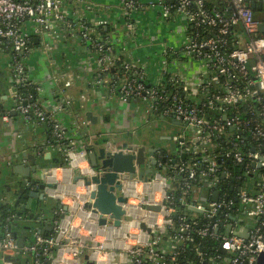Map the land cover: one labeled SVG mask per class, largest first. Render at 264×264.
Wrapping results in <instances>:
<instances>
[{"label":"built area","instance_id":"obj_1","mask_svg":"<svg viewBox=\"0 0 264 264\" xmlns=\"http://www.w3.org/2000/svg\"><path fill=\"white\" fill-rule=\"evenodd\" d=\"M217 1L218 7L211 8L205 0L146 1L172 24L180 16L187 33L179 50L164 48L152 61L122 52L127 36L134 35V14L142 6L138 0H119L125 33L116 37L106 35V20L91 24L77 19L79 0H0V49L11 54L13 111L26 124L49 125L51 134L34 153L42 162L27 165L35 171L21 177L19 188L39 192L43 184L47 200L64 206L52 208L50 217L39 205L33 218L28 211L18 215V207L8 210L0 225L2 264H13L8 257L17 256H29L30 264H179L192 236L214 240L215 252L194 243L183 264H256L264 250V32L259 31L264 21L254 16L251 3L260 2V10L264 0ZM69 36L84 42L94 58L89 86L124 102L138 98L146 104L148 119L174 120L191 134L173 135L178 159L159 160L160 173L150 180L122 181L127 213L119 226L99 224V213L86 207L93 188L86 181L97 170L88 159L92 136L75 137L86 123L71 118L74 80L57 70L56 55H48L49 71L42 79L31 75L36 37L47 54ZM179 58L201 63L194 85L174 70ZM46 85L48 104L42 102ZM0 115L4 122L11 119L10 111ZM216 139L225 145L220 159L209 155ZM46 153L60 155L65 163L48 162ZM182 154L194 158L185 161ZM224 159L239 167L238 172L224 167ZM142 183L159 189L145 197L137 191ZM17 191L10 195L3 189L0 204L12 206ZM31 221L34 226L23 237L18 225ZM43 225L51 231L43 234Z\"/></svg>","mask_w":264,"mask_h":264},{"label":"crops","instance_id":"obj_2","mask_svg":"<svg viewBox=\"0 0 264 264\" xmlns=\"http://www.w3.org/2000/svg\"><path fill=\"white\" fill-rule=\"evenodd\" d=\"M138 1L142 3V6L134 14V35H132V37L127 36L126 41L122 44V52L126 54L129 50L134 58L136 57L140 60H144V58L146 59L148 56V58L153 61L159 59V55L156 52L159 53L164 48L179 50L187 40L183 19L177 15L175 17V22L172 24L163 19L157 6L152 8L148 7L146 4L148 0ZM76 7L77 19L81 17L83 21L91 24H95L99 20H106L108 23V26L104 28L106 35L115 37L117 35H124L125 30L124 27H122L123 20L122 12L119 8V0H79V2H76ZM41 44L42 42L40 39L36 37L34 45L37 46L36 48L38 50H34L30 55V64L32 66L30 67L31 75H35L37 78L42 79L45 76V72L49 71L46 62L48 55H56L59 62L57 64V70L67 72V76L70 75L75 84V98L71 106V118L79 122H84L85 113L91 111L98 120L97 126L87 128L85 125L81 128V135L78 134L75 135V137L78 139H86L85 137H87V135L93 136L96 134L95 132H98L101 126H104L102 122L109 121L105 118L111 116L110 114L106 117V112L103 110L104 107H100L97 104L111 103L118 97L112 96L106 91L102 92L101 89H94L89 86L88 81L90 80V76L88 72L90 68L94 67L95 63L93 56L80 39L69 36L59 48L47 54L39 47ZM148 52H151V54L149 55ZM10 59L9 51L0 49V106L4 112L10 111L12 116L8 122H4L0 115V192L3 189L7 190L8 187L13 190L19 189L18 184H14L16 185L15 187L12 186V181L15 182V179L21 182V177L13 172L14 165L23 164L27 166L32 164L28 155H32L37 162H42L40 158H36L34 153L45 140V135L40 124L37 122L32 125L26 124L22 116L18 112L13 111L15 100L11 81ZM88 63H90V65H88ZM51 68L54 71L56 70V66ZM174 70L186 79L190 85H194L198 81V74L202 71V68L201 63L197 60L179 58L174 65ZM49 87V85L45 86L43 96L45 98L42 99L44 104H48ZM89 98H94V103H90ZM99 99H101V101ZM137 100L140 99L137 98ZM137 100L131 99L125 102L136 103ZM145 108L146 104L142 109L138 106L135 113L132 112L131 115L134 116L132 117L133 119H129V122L122 115L118 116L116 114L115 116L113 114V116L115 120L121 119L123 133H131L130 137L131 135L133 138L135 137L141 145H145L146 148L149 146L156 149L157 154H160L156 158L157 163L160 162L163 157L171 162L177 160L178 144L174 141L171 142L173 135L181 134L182 132L188 136H191V134L186 132L184 130L185 128L177 123L148 119ZM90 128H92V130H90ZM143 129L148 130V133H145L147 139L145 135L143 136ZM84 130H86L87 133ZM67 135L70 137L74 136L72 133H67ZM148 139H153L156 143L149 144L147 143ZM93 142L94 140L92 139V143ZM161 153H163V156H161ZM158 170L159 169L155 167L152 173L148 175V180L153 177L156 171L159 172ZM137 188V191L141 190L142 195L145 197L147 195L150 196L159 189L154 183H142L137 185ZM211 198L213 200L217 199V197L214 198L213 195ZM54 206L57 207V203ZM52 208L51 206L48 207L47 212H49V214L52 213Z\"/></svg>","mask_w":264,"mask_h":264},{"label":"water","instance_id":"obj_3","mask_svg":"<svg viewBox=\"0 0 264 264\" xmlns=\"http://www.w3.org/2000/svg\"><path fill=\"white\" fill-rule=\"evenodd\" d=\"M261 3H251L252 9H259ZM259 31L264 32V23L259 25ZM130 99H128L129 101ZM106 120L108 118H105ZM85 123L87 128L97 126V117L91 112L85 113ZM172 123H177L174 120H169ZM95 142V141H94ZM92 146V150L88 153V159L92 168L97 170L94 176L90 177L86 183L93 184L92 192L90 194L91 202L86 204L87 208H93L94 211L99 213V224H108L112 226H119L122 222L123 217L127 211L125 209L126 196L122 193V181H130L136 178L139 181L146 182L149 178L148 174L152 173V169L156 167L157 161L153 156L156 151L155 148L147 149L145 145L138 144H121L120 148L115 150L109 149L107 146H100L97 143ZM185 155L182 154L181 158L184 159ZM28 158L34 163L35 159L32 155H28ZM45 159L50 158V154L44 155ZM165 157L162 158V161ZM148 162L143 168L142 165ZM51 163H49V166ZM141 167L140 171L138 168ZM35 171V166H24L22 164L14 165L13 172L19 177L29 176L31 172ZM42 178L41 175L37 176V179ZM78 178V177H75ZM44 185L39 186V192H28L26 193L25 188H19L15 196L12 207L17 210L18 215H22L23 212L28 211L29 218H33L38 210L39 201H43L46 205V196L44 193ZM221 187H219L220 189ZM219 189L215 190L213 197L218 196ZM10 190V187L7 188ZM25 199L26 202L23 204L20 199ZM59 208H64L59 203ZM45 207V206H44ZM147 209L152 211H158L159 206H147ZM140 227L143 230L150 231L149 228L141 223ZM22 232H25L23 230ZM244 237L245 233L242 234ZM18 245H22V239L17 240ZM87 259V256H85ZM0 264L2 262L0 261ZM86 264H93L91 261ZM256 264H264V250L260 253L257 258Z\"/></svg>","mask_w":264,"mask_h":264},{"label":"trees","instance_id":"obj_4","mask_svg":"<svg viewBox=\"0 0 264 264\" xmlns=\"http://www.w3.org/2000/svg\"><path fill=\"white\" fill-rule=\"evenodd\" d=\"M216 1L217 0H205L206 6L208 8L215 7V6L218 7V3H217L218 1L217 2ZM252 11H253L254 16L259 19V14H257V11H259V10L252 9ZM262 21H264V20H262ZM82 43L86 47V44L84 42H82ZM5 51H8V50H5ZM9 54H10V51H9ZM10 58H11V54H10ZM34 99H35V97H34ZM3 112H4V110H2V108L0 106V113H3ZM41 128H42V131H43L45 137L51 139L50 126L49 125H46V124H42L41 125ZM215 143L217 144V147L209 155H211V156L212 155H215V157L217 159H220V155L222 153V150L225 148L224 141L222 139H216L215 140ZM193 158H194V156L187 155L184 159H185V161H188V160L193 159ZM47 161L48 162H51L53 164H64L65 163L64 159L60 155H58L56 153L52 154V156ZM222 165L224 167L232 170L235 173H237L238 170H239V167L233 166V164L231 163V161H229L228 159H224ZM220 178H221V182H224L223 176L221 177V175H220ZM40 204H41V201H39L38 205L41 208H45V209H42L43 210L42 213L45 216H48V217L52 216L51 214H49V212H46L48 210L47 203H46V205H42V206ZM51 207L55 208V206H51ZM10 209H13V207L11 205H8V204H0V225H1V221L4 219V217H5L6 213H7V211L10 210ZM33 226H34L33 225V222H32V224H24V225L22 224L20 226L18 225V227H20V231L19 232H22L23 230H25V233L24 234H21V235L23 237H26V236L28 237L29 236V233H30V230H32ZM40 231L43 234L48 233V232L51 231V227H50V225H43L40 228ZM192 238L193 239L190 242H187V244L185 246L186 247V251H184V253H181L182 255H181L180 259H179V264L185 263V260L188 259V258H190V256L192 255V253L189 251L188 248H189V246H191L194 243L201 245L202 248H204L207 252H215L214 249H215L216 246H215L214 240L209 239V238L201 239V238H199L197 236H192ZM8 259L10 261H12L13 264H30L29 263V260H30L29 256H25V257H23V256L8 257Z\"/></svg>","mask_w":264,"mask_h":264},{"label":"rangeland","instance_id":"obj_5","mask_svg":"<svg viewBox=\"0 0 264 264\" xmlns=\"http://www.w3.org/2000/svg\"><path fill=\"white\" fill-rule=\"evenodd\" d=\"M257 14H259V19H261V20H264V2H263V7H262V9H260L259 11H257ZM149 53V55L151 54V52H148ZM156 53H158V52H156ZM191 61V60H190ZM181 65H182V63H181ZM90 99V103H94V98H89ZM100 101H101V99H99ZM81 102V101H80ZM99 102V101H98ZM97 102V103H98ZM98 106H100V107H104V112H106V117H108L110 114H111V116L108 118V122H105L104 121V126L105 125H107V126H109V127H113L115 124V126L113 127V130H115V131H120V133H123V130H122V128H123V124H122V122H121V119L119 120V119H117V120H115L114 119V116H113V114L116 116V114L118 115V116H124L125 117V119L126 120H128V122L130 121L129 119L130 118H132L134 115H131L132 114V112L133 113H135V111H136V108L139 106L140 107V109H142V107H144L145 106V103H143V101H140V100H137L136 101V103H133V102H130V103H126V102H124V101H121L120 99H118V98H115L111 103H100V104H97ZM102 109V108H101ZM119 118V117H118ZM153 118V117H152ZM133 119V118H132ZM170 122V121H169ZM90 130H92V128H90ZM143 131V136L145 135V133H148V130H142ZM93 132V131H92ZM150 133V132H149ZM146 136V135H145ZM146 139H147V136H146ZM171 142H173V139H172V141ZM147 143H156L155 142V140H153V139H148L147 140ZM15 182H13L12 181V186L13 187H15L17 184H16V179L14 180ZM252 181V178H250L249 179V182H251ZM14 184H16V185H14ZM47 205H48V207L49 206H54V205H56V202L55 201H53V200H51V199H48L47 200ZM47 212V211H46ZM141 212H139L138 211V217H139V215H140V217H141ZM131 219L129 218V217H126L125 218V221H130ZM133 231H135V230H133Z\"/></svg>","mask_w":264,"mask_h":264},{"label":"flooded vegetation","instance_id":"obj_6","mask_svg":"<svg viewBox=\"0 0 264 264\" xmlns=\"http://www.w3.org/2000/svg\"><path fill=\"white\" fill-rule=\"evenodd\" d=\"M102 122V121H101ZM104 122H102L103 124ZM116 125V124H115ZM114 125V126H115ZM113 126V127H114ZM113 127H109L107 125L105 126H101V128H99L98 132H95L96 134H94L92 136V139L97 143V145H100V146H107L109 149L111 150H115L117 148H120V145L121 144H138V145H141L136 139L135 137L133 138L132 135L130 137V134L131 133H120V131H115L113 130ZM122 134V135H121ZM94 143V144H95ZM93 146V144H92ZM92 146L90 147V150H92ZM151 147H147V149H150ZM158 155L160 154H157V152L155 151L153 153V156L155 158L158 157ZM161 156H163V153H161ZM148 162H145L143 166V168L145 167V165L147 164ZM141 167L138 168V171H140ZM153 170V169H152ZM150 174V173H149ZM148 174V175H149ZM16 184H18L19 186H22V183L20 181H18V179L16 180ZM9 194L12 195L13 194V189H10L9 190ZM20 202H22L23 204L26 202L25 199H20ZM46 203H47V200H46ZM45 203L43 201H41V206L44 205ZM39 209H42L41 207H39ZM28 213L27 211L26 212H23V214H26Z\"/></svg>","mask_w":264,"mask_h":264},{"label":"bare ground","instance_id":"obj_7","mask_svg":"<svg viewBox=\"0 0 264 264\" xmlns=\"http://www.w3.org/2000/svg\"><path fill=\"white\" fill-rule=\"evenodd\" d=\"M133 225H136V223H133Z\"/></svg>","mask_w":264,"mask_h":264}]
</instances>
